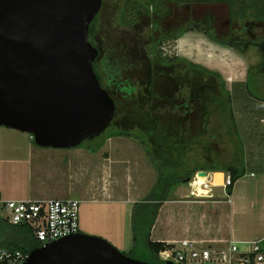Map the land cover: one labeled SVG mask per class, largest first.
Masks as SVG:
<instances>
[{"label": "rangeland", "instance_id": "obj_1", "mask_svg": "<svg viewBox=\"0 0 264 264\" xmlns=\"http://www.w3.org/2000/svg\"><path fill=\"white\" fill-rule=\"evenodd\" d=\"M126 1H129V6L132 7L136 0H103L102 7L93 23V31L89 35V40L100 49L97 65L102 76L106 78L107 71L118 72V76L122 79H130L138 85V90L129 95H125L116 85H112L114 96L119 102L118 118L120 120L123 118L122 122L134 129L136 125L133 121L137 122L135 119L143 114L151 102L152 108L158 111L164 124L172 122L177 124V127L185 126L182 129L190 134L192 142L185 144L184 151L178 149L172 161L166 157L161 160L169 172L183 174L190 167L198 165L227 166L236 157L237 144H240L237 134L230 132L228 124L221 123L217 115L212 114L208 124L207 122L202 124L196 111H190L187 114L181 112V106H178L181 104L180 99L171 95L177 80L183 83L188 82L189 79L184 75L186 72L180 69L174 70L173 65H163L155 61L152 58V46L155 41H159V48L165 56L181 54L192 61L219 70L232 94L234 121L242 144V162L246 168L244 175L238 181V187L242 189V192L245 191L255 198L252 208L250 205H245L234 215L236 239H264V176H262L264 167V19L256 18L248 11L244 17L237 16L230 20L229 5L225 1H195L189 8L182 2L167 0L172 8L169 14L165 12L160 16L155 15L157 17L153 15L140 17L133 24L131 22L133 16L125 7ZM191 10L193 11L191 24H187L188 29L180 38L176 40L161 38L170 18L176 16L179 19H185ZM156 20H160V27L154 24ZM210 35L219 39L240 36L243 40L238 42L240 47L232 46ZM252 41L258 43H252ZM132 43L134 45L141 43L144 46L143 50L131 49ZM113 50L121 53L122 57L127 56V61L118 64L117 60L113 62ZM183 67L187 70L185 64ZM175 73L177 78L172 76ZM149 91L157 94L151 95ZM183 122L185 125H182ZM121 128L111 122L101 134L83 139L80 145L91 147L102 142L101 147H103L99 149V156L102 159L112 156L114 173L110 178V188L125 195L129 187L126 174H129V178L133 174L134 181L137 182L135 187L140 186L133 195L147 196L144 186V190L141 189L142 176L149 171L150 180L147 183L151 190L156 181L153 175L157 168L150 161L143 143L138 138L122 135L108 140V135ZM161 130L165 133L163 128ZM202 131L201 135H197ZM145 136L149 137V135ZM31 141H35L34 138ZM150 146L152 147V143ZM179 161L183 163L179 164ZM195 174L197 171L192 179ZM205 176L198 174L195 182L187 180L179 184L183 186L184 191L192 187L199 193L209 192L208 189L203 188ZM10 183L12 186L14 183L21 186V182ZM3 184L8 186L9 183L0 182V185L3 186ZM11 187L8 186L6 189L10 190ZM224 191L228 193V188ZM5 196H7L6 193ZM70 196L80 197L76 192ZM115 205L118 208L114 209V205L105 207L100 203L95 207L88 201H81L80 230L102 236L126 254L152 263L153 258L146 246V237L143 232L147 223L143 224L139 220L138 225L142 231L137 242L134 243L133 209L129 210L125 204ZM224 205L226 209L229 208L228 205ZM119 236H123L124 240L126 236L128 244L122 243Z\"/></svg>", "mask_w": 264, "mask_h": 264}, {"label": "water", "instance_id": "obj_2", "mask_svg": "<svg viewBox=\"0 0 264 264\" xmlns=\"http://www.w3.org/2000/svg\"><path fill=\"white\" fill-rule=\"evenodd\" d=\"M102 3L0 0L1 125L57 148L80 145L110 125L117 103L101 84L93 65L99 48L89 40ZM24 264L153 263L126 254L102 236L78 231L31 249Z\"/></svg>", "mask_w": 264, "mask_h": 264}, {"label": "crops", "instance_id": "obj_3", "mask_svg": "<svg viewBox=\"0 0 264 264\" xmlns=\"http://www.w3.org/2000/svg\"><path fill=\"white\" fill-rule=\"evenodd\" d=\"M118 136L122 135L108 136V140ZM31 139L32 136L27 131L0 124V182L9 183L10 187V182H21V186L14 183L10 190L6 189L8 186L0 185L1 196L44 199L72 197L70 194L76 192L80 197L74 198L79 199L80 203L88 201L95 207L99 203L105 207L114 205V209L118 208L115 204H125L129 210L133 209L135 202L146 197L145 194L133 195L140 187H135L137 182L134 181L133 174L129 178V174L125 173L129 181L125 195L110 188L114 160L112 156L102 159L99 156L100 148L93 150L92 146L81 145L66 148L41 146ZM206 171L204 182L209 185H203V188L209 192L199 193L192 187L184 191L179 183L172 188L169 199L162 203L153 224V240L175 243L179 239L189 238L222 244L231 238H237L234 215L245 205L252 208L255 198L238 187L242 176L234 181L229 198H225V189L221 185L225 172L211 169ZM262 173L264 176V167ZM153 176L157 181L156 169ZM149 180L148 171L141 181V189L143 191L145 188L147 194L151 191L147 183ZM188 182H192V179ZM224 204L229 208L226 209ZM124 238L126 240L119 236L122 243L128 244L126 236Z\"/></svg>", "mask_w": 264, "mask_h": 264}, {"label": "trees", "instance_id": "obj_4", "mask_svg": "<svg viewBox=\"0 0 264 264\" xmlns=\"http://www.w3.org/2000/svg\"><path fill=\"white\" fill-rule=\"evenodd\" d=\"M149 1L150 3H152L157 2L158 0ZM176 1L186 4L189 8L192 2L195 1H225L229 5L230 20L234 19L237 16L244 17L248 11H250V14H252L254 17L264 19V0ZM141 2L142 0L135 1L136 4H141ZM96 18L97 16L90 24L89 35L93 31V23ZM185 30L186 28L182 27L178 34H183ZM210 36L224 44L232 46H239L238 42H242L243 40V37L240 36H233L230 39H219L214 35ZM255 42L256 41H252V43ZM152 53V58L155 59V61H158L160 64H170L174 66V70L180 69L183 70L182 72H186H184V75L189 79L188 82L183 83L177 80V83L173 88V94L171 95L174 98L180 99L181 112L183 111V113L187 114L190 111H196L199 115V118L202 120V124H206V122L208 124V120L212 116V114L217 115L221 123L226 122L228 124L230 132L237 134V138L240 141V144H237L238 148L236 150L235 160L227 166L211 165L204 167L198 165L190 167L187 172L183 174L169 172L163 166L161 160L166 157L168 160L172 161L178 149L184 151L185 144L189 141L192 142L190 134L186 133L184 129H182L185 126L177 127V124H173L172 122L164 124L162 118H160V115L158 114V111H154V107L152 108L151 102L148 104L147 109L143 111V114H141L135 119L137 122L133 121V123H135L136 125V128L132 129V127L128 124H124L122 122L123 118L121 120L120 118H118L119 102L114 96V92L112 91L111 87L112 85H116L120 89V91L125 93V95H129L138 90V85L132 82L130 79H122L120 76H118V72L111 73L107 71V77L104 78L98 70V56L94 60L93 65L95 67V70L101 81L102 86L108 90L110 95L115 99L117 103L116 114L112 122L115 123L117 127H122L121 129L116 130L108 136L129 135L138 138L143 143L150 161L157 168L158 178L151 191L143 200L137 201L134 204L132 211V229L134 234V243H136L140 232L142 231L138 225L139 220L143 224L145 222L147 223V226L144 227L143 232L146 237V246L151 252L153 258L152 263L165 264V260H163L160 256V251L165 250L167 248H171L173 244L160 240H153L151 238V230L157 218L159 209L162 203L165 200L169 199L172 188L181 181H186L188 177L192 178L194 173L199 169L227 171L231 174L233 180L235 181L239 177L244 175L245 166L242 162V144L238 136L237 126L234 121L232 94L230 89L226 85V81L222 73L217 69H212L202 63L192 61L182 55H177L173 57H170L168 55L165 56L160 48H153ZM183 63L185 64L187 70H184L185 67H183ZM176 74L177 73H175V75L172 74L173 78H177ZM149 92H151V95L157 94L153 91ZM154 96L158 97V95ZM182 125H185V123L183 122ZM132 126H134V124ZM162 128L164 129L165 133H163V130H161ZM202 133L203 131L198 132L197 135H201ZM143 134L149 135V137L147 138ZM150 143H152V147L150 146ZM101 145L102 142H98L95 146H92L91 148L93 150H98ZM179 146L183 148H179ZM183 156H185V154H183ZM181 162L179 161V164H181ZM228 192H232V185L228 187ZM0 243L11 248H18L24 251H30L31 249L40 245L39 241L35 238L30 226L22 224H13L1 217Z\"/></svg>", "mask_w": 264, "mask_h": 264}, {"label": "built area", "instance_id": "obj_5", "mask_svg": "<svg viewBox=\"0 0 264 264\" xmlns=\"http://www.w3.org/2000/svg\"><path fill=\"white\" fill-rule=\"evenodd\" d=\"M34 138L33 134H31ZM196 176L192 182L196 181ZM234 184L231 174L224 173L221 185L226 189ZM208 186V182L203 183ZM230 193L225 192V198ZM80 200L74 197L44 199L6 198L0 195V217L13 224L28 225L40 245L76 233L80 230ZM258 240L229 239L219 244L183 238L171 248L160 251L163 260L174 264H264V245ZM29 251L11 248L0 243V264H24Z\"/></svg>", "mask_w": 264, "mask_h": 264}, {"label": "flooded vegetation", "instance_id": "obj_6", "mask_svg": "<svg viewBox=\"0 0 264 264\" xmlns=\"http://www.w3.org/2000/svg\"><path fill=\"white\" fill-rule=\"evenodd\" d=\"M170 2H177L176 0H169ZM136 4V3H135ZM133 5L131 7V5L129 6V1H126L125 3V7H126V10L128 11V13L130 12L131 13V16L132 19H131V22L134 24L136 21V19H139L140 17H147V16H155V15H161L162 13H165V12H169L171 11V5L168 3L167 0H158L157 2H152L150 3L149 0H142V3L140 4H136V5ZM191 8V7H190ZM98 15V14H97ZM192 15H193V11L191 10L189 12L188 15H186L185 19H179L178 17L176 16H173V18H170L171 20L169 21V23L167 24L165 30H163V33H162V36L161 38L162 39H178L180 37L181 34H178L179 31L182 29V27L188 29L187 27V24H191V20H192ZM157 17V16H155ZM160 20H156V22L154 23L157 27H160V23H159ZM184 25V26H183ZM163 29V28H162ZM165 31V32H164ZM159 41H155L153 46H152V49L156 48V49H159L160 47V44L158 43ZM158 43V44H157ZM141 43H138L136 45H134L132 43L131 45V49H137V50H143L144 46L141 44ZM99 48V47H98ZM141 52V51H140ZM99 54H100V49H99ZM114 55H112L113 57V62H115L117 60V64L118 63H122V62H125V60L127 61L128 58L126 57H122L121 53H117L115 52V50H113V53ZM177 55H181V54H176V55H173V56H177ZM173 56H170V57H173ZM117 69V68H116ZM118 71V70H116ZM180 106V105H178Z\"/></svg>", "mask_w": 264, "mask_h": 264}]
</instances>
